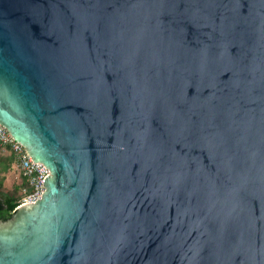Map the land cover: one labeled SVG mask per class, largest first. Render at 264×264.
<instances>
[{
	"label": "water",
	"instance_id": "obj_1",
	"mask_svg": "<svg viewBox=\"0 0 264 264\" xmlns=\"http://www.w3.org/2000/svg\"><path fill=\"white\" fill-rule=\"evenodd\" d=\"M0 125V264H264V0H0Z\"/></svg>",
	"mask_w": 264,
	"mask_h": 264
},
{
	"label": "built area",
	"instance_id": "obj_2",
	"mask_svg": "<svg viewBox=\"0 0 264 264\" xmlns=\"http://www.w3.org/2000/svg\"><path fill=\"white\" fill-rule=\"evenodd\" d=\"M0 147L6 148L12 155L15 166L18 168L20 177L25 184V187L21 189V196L15 209L22 205L33 204L43 191L41 182L48 175V172L40 164L33 163L26 154L25 149L16 143L1 125Z\"/></svg>",
	"mask_w": 264,
	"mask_h": 264
},
{
	"label": "trees",
	"instance_id": "obj_3",
	"mask_svg": "<svg viewBox=\"0 0 264 264\" xmlns=\"http://www.w3.org/2000/svg\"><path fill=\"white\" fill-rule=\"evenodd\" d=\"M15 166L12 155L6 148L0 147V220L9 219V215L14 212L21 189L25 187L21 177L19 183L13 184L10 188L3 187L4 176Z\"/></svg>",
	"mask_w": 264,
	"mask_h": 264
},
{
	"label": "rangeland",
	"instance_id": "obj_4",
	"mask_svg": "<svg viewBox=\"0 0 264 264\" xmlns=\"http://www.w3.org/2000/svg\"><path fill=\"white\" fill-rule=\"evenodd\" d=\"M4 177L3 187L10 188L13 184L16 185L20 181L18 168L13 165L10 172H7Z\"/></svg>",
	"mask_w": 264,
	"mask_h": 264
}]
</instances>
